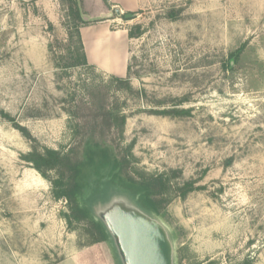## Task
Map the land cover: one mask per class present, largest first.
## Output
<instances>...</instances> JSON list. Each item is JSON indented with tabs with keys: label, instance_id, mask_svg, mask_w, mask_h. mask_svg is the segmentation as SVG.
I'll use <instances>...</instances> for the list:
<instances>
[{
	"label": "rangeland",
	"instance_id": "rangeland-1",
	"mask_svg": "<svg viewBox=\"0 0 264 264\" xmlns=\"http://www.w3.org/2000/svg\"><path fill=\"white\" fill-rule=\"evenodd\" d=\"M138 3L134 18L118 17L132 34L121 77L66 67L81 26L68 10L52 22L31 1L0 0V264H114L23 159L34 144L67 155L88 140L84 119L100 103L114 127L94 139L126 158L125 173L171 179L161 214L177 264H264V0ZM171 109L183 115L151 112ZM190 181L205 189L182 199L177 188Z\"/></svg>",
	"mask_w": 264,
	"mask_h": 264
},
{
	"label": "trees",
	"instance_id": "trees-1",
	"mask_svg": "<svg viewBox=\"0 0 264 264\" xmlns=\"http://www.w3.org/2000/svg\"><path fill=\"white\" fill-rule=\"evenodd\" d=\"M62 3L67 6L68 12L75 22L85 23L79 0H62ZM69 35L71 40L74 36L77 38V46L73 50L69 46L68 51L71 56L67 58L66 67L89 66L79 26H77L75 32H70ZM129 35L132 37V34ZM243 47L237 51L235 56L241 54ZM114 79L119 84L120 89L132 91L127 80L117 77ZM151 112L156 115L172 117L183 115L182 112L176 109L152 110ZM3 116L11 122L14 121L9 115L3 114ZM112 116V112L108 111L105 105L101 103L97 105L95 110L85 117L82 126V136L89 135L90 138L84 142L82 137L76 148L67 155H63L60 151L54 149H41L37 144H34L31 152L23 156L25 161L30 163L43 178L52 184L54 198H63L68 201L70 204V222L75 220L78 223L86 224L91 245L105 242L107 234L101 223L97 222L86 206L80 203L83 191L90 187V182L98 186L102 180L109 179L111 183L139 195L142 205L157 214L162 213L166 203L164 196L171 186V179L165 174L144 179H135L129 176L125 173L126 158H119L118 153L115 154V151L107 146L105 141L94 139L105 132L111 131L114 127ZM114 119H120L121 125H124L126 116L119 117L116 115ZM15 127L25 137L37 143L26 128L18 124H15ZM203 189H205L204 186H196L195 181H190L177 188V195L182 199H186L189 194ZM243 264H251V262L246 260Z\"/></svg>",
	"mask_w": 264,
	"mask_h": 264
},
{
	"label": "water",
	"instance_id": "water-1",
	"mask_svg": "<svg viewBox=\"0 0 264 264\" xmlns=\"http://www.w3.org/2000/svg\"><path fill=\"white\" fill-rule=\"evenodd\" d=\"M114 15L127 20L135 16L115 9L94 19L83 15V20L98 21ZM233 63L231 61V65ZM80 203L103 226L107 234L105 243L109 246L114 264H177L174 232L165 223L162 214L142 205L139 195L104 179L98 186L90 182V187L83 191ZM127 207H135L141 215L136 218L126 211ZM122 208L125 213H120Z\"/></svg>",
	"mask_w": 264,
	"mask_h": 264
},
{
	"label": "crops",
	"instance_id": "crops-1",
	"mask_svg": "<svg viewBox=\"0 0 264 264\" xmlns=\"http://www.w3.org/2000/svg\"><path fill=\"white\" fill-rule=\"evenodd\" d=\"M33 2L41 9L52 22L59 21L62 9L67 6L62 0H26ZM97 0H79L83 15L90 18H98L103 14L120 9L123 13H131L139 8L138 0H101L100 8L96 12L92 6ZM96 2V3H95ZM115 17V16H114ZM110 19H98V21H84L79 26L84 51L89 65L97 70L126 77L130 64V35L127 29L120 24L118 17ZM59 264H84L79 262ZM97 264H110L102 261Z\"/></svg>",
	"mask_w": 264,
	"mask_h": 264
},
{
	"label": "flooded vegetation",
	"instance_id": "flooded-vegetation-1",
	"mask_svg": "<svg viewBox=\"0 0 264 264\" xmlns=\"http://www.w3.org/2000/svg\"><path fill=\"white\" fill-rule=\"evenodd\" d=\"M106 144H107V146H109V147H111V144L110 143H108V142H106ZM98 176V175H97ZM107 176V175H106ZM98 178V177H97ZM95 181H97V180H95Z\"/></svg>",
	"mask_w": 264,
	"mask_h": 264
}]
</instances>
